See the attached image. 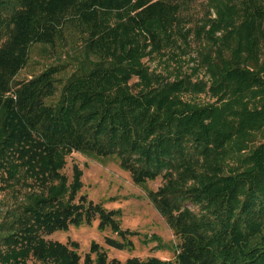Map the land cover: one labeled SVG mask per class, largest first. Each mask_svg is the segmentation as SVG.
I'll use <instances>...</instances> for the list:
<instances>
[{"label":"trees","instance_id":"16d2710c","mask_svg":"<svg viewBox=\"0 0 264 264\" xmlns=\"http://www.w3.org/2000/svg\"><path fill=\"white\" fill-rule=\"evenodd\" d=\"M191 36L187 74L175 50ZM62 49L67 78L59 63L18 79L36 50ZM154 56L174 74L150 71ZM73 153L119 162L179 239L173 261L120 263L96 244L82 260L47 240L98 220L121 237L107 247L132 249L119 212L80 195L78 166L62 174ZM15 187L0 264H264V0H0V191Z\"/></svg>","mask_w":264,"mask_h":264},{"label":"rangeland","instance_id":"374dc122","mask_svg":"<svg viewBox=\"0 0 264 264\" xmlns=\"http://www.w3.org/2000/svg\"><path fill=\"white\" fill-rule=\"evenodd\" d=\"M205 13L206 9L202 1L192 3L188 12L191 21L186 25V28H192L204 18ZM189 43L191 49L190 51L185 50L186 55L175 50V53L184 62L181 64L182 73L187 74L191 72L194 66L190 59L195 58L196 55L194 49L196 41L193 36L189 38ZM69 57H71V54L66 49L55 52L54 55L50 52L43 54L40 50H36L35 55L31 57L30 64L19 74L18 79L28 80L30 76L41 73L46 67L59 63L68 64L69 67L65 70V77L67 78L75 69L72 65L74 63L70 61ZM143 62L150 71L161 74L165 78L169 73L174 74L177 67L176 64L169 62V67L165 68L164 59L156 56L150 59L147 58ZM194 78L203 79V73H199ZM169 80L173 81V77ZM132 83H136V80L133 79ZM199 101L206 102L207 98L201 95ZM74 165L82 171L80 195L86 196L94 204H100L108 212H119L117 218L119 230L124 239L132 244V249L117 251L107 247L105 238L121 241V237L110 229L98 230V220L90 226L69 227L66 232L55 233L47 240L64 245L76 243L82 260L89 253L92 244L99 246L106 253L108 260H116L120 263H124L130 258H136L140 261H146L150 258L161 261L174 260L179 251V239L174 236L165 221L151 205L144 190L134 185L129 173L119 167V162L116 159L89 158L73 153L66 158V166L62 170V174L67 177L69 182L72 178V167ZM161 184L162 180L158 178L153 182H148L147 188L156 191ZM22 191L24 192V189L20 190L19 187L0 191V221L5 213L14 209L21 200ZM92 257L94 258V256Z\"/></svg>","mask_w":264,"mask_h":264}]
</instances>
